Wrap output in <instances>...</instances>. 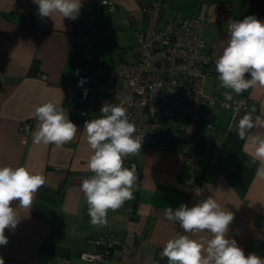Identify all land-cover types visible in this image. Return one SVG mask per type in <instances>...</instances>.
I'll use <instances>...</instances> for the list:
<instances>
[{
    "label": "crops",
    "instance_id": "obj_1",
    "mask_svg": "<svg viewBox=\"0 0 264 264\" xmlns=\"http://www.w3.org/2000/svg\"><path fill=\"white\" fill-rule=\"evenodd\" d=\"M146 1L107 0L115 8L111 13L101 0H81L79 16L71 20L58 13L40 18L33 0H0V167L23 166L46 178L44 186L34 194L31 207L18 210L20 223L16 229L5 230L9 242L0 246L4 264H91L80 257L81 252L96 251L90 239L108 231L119 244L101 264H168L160 253L166 242L183 234V230L179 224L165 219L164 208L175 210L181 204L192 207L207 197L234 214L226 238L236 240L245 256L255 253L264 259V179L256 176L261 162L253 163V156L245 151L251 137L242 140L245 162L254 167L249 180L242 184L239 179L230 178V173L237 170V159L221 150L228 133L239 137L238 122L246 112L255 109L254 118L256 115L264 118V88L257 86L239 94L246 97L247 108L232 120L228 112L224 113V119L217 120L215 108L204 112L216 130L211 133L208 165L199 190L191 188L185 158L175 142L167 148L142 147L141 152L126 157L124 166L131 168L134 164L137 169L135 199L123 205L131 207V211L122 206L112 214L110 228L91 225L86 199L80 190L82 180L93 175L86 166L92 150L83 125L86 120L100 118V114L91 113L82 120L68 117L78 131L61 149L32 142L39 126L35 108L49 101L63 108L66 90L74 83L72 71L77 67L92 74L98 66L107 73L101 68L104 59L100 57L106 49L95 45L96 41L106 44L99 35L100 29L118 28L123 21H129L124 27L132 29L136 37L135 32L143 26L142 7ZM201 4H206L210 18L202 29V39L213 55L206 75L213 79V89L207 94L222 99L228 90L219 87L215 60L229 37L227 23L247 16L264 22V0H164L161 16L164 19L163 7L167 5L171 11L168 18L196 17ZM89 38L94 41L88 42ZM86 52L94 56L96 67L91 61L87 66ZM25 121L30 123L26 134L18 130ZM253 132L264 133V128L257 126ZM207 134L202 133L200 141ZM18 205V200L11 204L14 209ZM210 236L205 231L192 238L206 240ZM43 245L59 247L67 253L48 254L42 252Z\"/></svg>",
    "mask_w": 264,
    "mask_h": 264
},
{
    "label": "clouds",
    "instance_id": "obj_2",
    "mask_svg": "<svg viewBox=\"0 0 264 264\" xmlns=\"http://www.w3.org/2000/svg\"><path fill=\"white\" fill-rule=\"evenodd\" d=\"M103 4L107 0H101ZM38 6L40 18H51L59 14L63 19L76 20L83 7L81 0H33ZM229 37L222 53L215 60L219 87L239 95L251 88H264V22L255 16L242 20L228 21ZM227 100L232 99L229 91L224 92ZM229 107V105H225ZM153 112L155 109L152 110ZM255 109L246 112L238 122L241 140L251 137L245 151L253 156L252 162H261L256 176L264 179V133L255 134L257 126L264 128V118L256 115ZM100 118L86 120L83 131L92 154L87 161L90 178L82 180L80 190L88 206L87 214L93 227L108 225L109 211L120 209L126 201L135 199L134 187L138 175L136 166L124 167V159L141 152L143 137L134 135L136 127L129 122L127 110L120 105L105 103ZM39 120L33 133L36 145H55L61 149L71 142L78 127L54 102H44L35 108ZM46 183L42 174H33L23 166L0 167V246H7L5 230L13 231L20 223L18 210L28 209L34 194ZM18 200L14 209L11 204ZM164 216L179 224L183 234L169 239L160 256L168 264H264V259L251 253L245 256L236 240L226 238L234 214L221 208L215 199L207 197L194 206L181 204L173 210L164 208ZM207 231L209 239H193L198 233ZM0 264L4 260L0 257Z\"/></svg>",
    "mask_w": 264,
    "mask_h": 264
},
{
    "label": "built area",
    "instance_id": "obj_3",
    "mask_svg": "<svg viewBox=\"0 0 264 264\" xmlns=\"http://www.w3.org/2000/svg\"><path fill=\"white\" fill-rule=\"evenodd\" d=\"M163 1L147 0L143 4V26L135 32L131 62L119 61L115 72L104 73L98 69L94 56L86 55L85 59L97 68L92 74L85 73L80 67L72 71L74 83L66 90L63 108L69 118L82 120L91 113L100 114L105 103H122L129 122L136 127L134 135L143 137L142 147L167 148L175 142L178 152L185 158L191 188L199 190L208 165L213 141L211 133L216 130L209 116L204 115V108L228 110L232 120L247 108V99L231 90H228L231 100L225 96L219 99L203 91L204 77L213 57L209 45L202 39V29L210 22L206 4L199 6L196 17L165 20L160 8ZM103 5L109 12H115L108 2ZM122 24L128 26L130 22L123 21ZM226 31L229 34L228 24ZM164 121L170 122V135L163 133ZM29 129L27 121L18 128L25 134ZM204 132L208 134L200 141ZM122 208L132 210L128 206ZM114 212L109 211L106 227L110 228ZM90 242L97 250L81 252L80 257L91 264H101L110 255V250L119 244L110 231Z\"/></svg>",
    "mask_w": 264,
    "mask_h": 264
},
{
    "label": "rangeland",
    "instance_id": "obj_4",
    "mask_svg": "<svg viewBox=\"0 0 264 264\" xmlns=\"http://www.w3.org/2000/svg\"><path fill=\"white\" fill-rule=\"evenodd\" d=\"M163 8H164L163 10L164 19H166L171 16V11L169 7H167V5H164ZM108 15L111 18H115L111 16L110 14ZM118 26H119L118 28L108 27V28H105L104 30L100 29L99 35L102 36V38H104V42L106 44L103 45V42H100V41L95 42L96 43L95 45L99 44L100 46H103L106 49V52L102 54L100 57L104 59L103 64H101V68L105 72H108V73L115 72V69H117L118 67L119 59L123 62H131L134 59L133 57L134 56V46H135L134 44H136V37L133 33V30L127 29L120 24ZM92 41H94L92 38L88 39V42H92ZM86 54L87 52L85 53L84 57L86 56ZM97 54L94 53V55L96 56ZM86 61L85 63L88 66L90 62L89 61L86 62ZM212 84H213V79L210 78V76L204 77L203 91L205 93H211L213 89ZM206 111H207V108H204L205 113ZM225 112L226 113L228 112L229 114V111L225 109L215 108V110H213V114L214 113L217 114L216 119L219 121L224 119ZM99 116H101V114ZM162 126H163V133L166 135H170V122L164 121L162 122ZM172 146L173 144L171 145V147Z\"/></svg>",
    "mask_w": 264,
    "mask_h": 264
},
{
    "label": "trees",
    "instance_id": "obj_5",
    "mask_svg": "<svg viewBox=\"0 0 264 264\" xmlns=\"http://www.w3.org/2000/svg\"><path fill=\"white\" fill-rule=\"evenodd\" d=\"M225 138L226 139L223 141L222 144V153L236 158V162H238L237 170L235 172L230 173V178L235 177L237 180L239 179L242 184H245L251 177L252 172L254 171V167L252 164H248L247 162H245L247 158L241 148L242 140L231 133H228L227 137ZM242 169H244L245 172L242 171ZM43 251H46L48 254L54 255H61L67 253L65 249L47 245H43L42 252Z\"/></svg>",
    "mask_w": 264,
    "mask_h": 264
}]
</instances>
